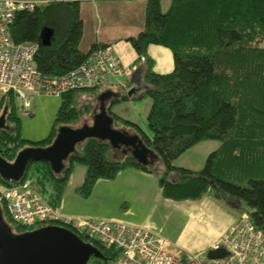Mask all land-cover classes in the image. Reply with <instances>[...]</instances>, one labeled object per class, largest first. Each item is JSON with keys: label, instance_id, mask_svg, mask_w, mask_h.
<instances>
[{"label": "trees", "instance_id": "16d2710c", "mask_svg": "<svg viewBox=\"0 0 264 264\" xmlns=\"http://www.w3.org/2000/svg\"><path fill=\"white\" fill-rule=\"evenodd\" d=\"M44 28L54 32L49 47L38 45ZM10 32L17 44L38 45L35 66L47 76L65 75L91 52L105 47L94 44L86 52L79 49L83 35L79 0L17 12ZM126 41L138 57H146L138 80L144 96L152 101L147 115L152 139L136 123L114 113L113 106L127 101V96L112 99L108 113L114 118V127L137 134L160 165L154 166L150 160L143 166L130 154L112 150L107 142L88 139L68 157L60 174L46 162L30 163L18 183L29 181L50 206L59 207L75 165L86 168L77 189L82 198L91 195L99 180H114L119 173L135 169L156 177L163 199L181 202L208 197L236 205L238 217L248 215L264 236V0H172L166 13L159 0H146L143 29ZM150 45L171 51L172 72L152 70L154 61L147 53ZM98 88L62 96L49 135L38 142L22 138L18 116L22 108L15 95L3 93L0 114L8 108V129L0 131L1 156L12 163L23 148L49 146L60 126L78 127L81 116L90 115L98 105L92 95ZM80 97L94 104L81 109ZM206 141H218L220 147L208 155L202 169L174 164L186 151ZM0 184L9 182L0 176ZM0 207L13 231L25 232ZM94 246L105 261L91 258L89 263L113 264L119 255L115 249Z\"/></svg>", "mask_w": 264, "mask_h": 264}, {"label": "built area", "instance_id": "2783aa9c", "mask_svg": "<svg viewBox=\"0 0 264 264\" xmlns=\"http://www.w3.org/2000/svg\"><path fill=\"white\" fill-rule=\"evenodd\" d=\"M72 0H0V90L17 97L20 107L30 114V96L62 97L72 91L101 86L108 76H129L136 70L135 61L123 62L112 47L91 52L82 63L65 75L47 76L35 66L38 45L17 44L10 26L17 12ZM144 62V57H136ZM135 59V60H136ZM0 205L4 206L13 224L27 231L45 226H59L72 231L86 243H97L119 252L113 264H264V236L248 215L239 216L212 250L224 249L223 258L170 252L171 242L149 230L124 222L63 215L61 206H50L30 186L22 183L0 184ZM1 208V207H0Z\"/></svg>", "mask_w": 264, "mask_h": 264}, {"label": "rangeland", "instance_id": "374dc122", "mask_svg": "<svg viewBox=\"0 0 264 264\" xmlns=\"http://www.w3.org/2000/svg\"><path fill=\"white\" fill-rule=\"evenodd\" d=\"M159 2L161 11L166 13L169 10L172 0H159ZM145 3L146 0H79V17L83 22V35L79 43V49L86 52L93 44H96L97 39H100L102 42V38L107 36V28L111 26V22L119 32H127L129 34L135 32L138 26L144 21ZM101 22H103V27L100 29ZM121 44L125 45L124 42ZM114 46L118 48L117 44H114ZM153 46L164 49L170 54L173 66L170 71L162 74L172 72L174 69V60L171 51L162 46ZM160 59L162 58H157L159 63L162 61ZM159 63L154 67V62L152 69L154 72L160 69ZM163 70L167 69L164 68ZM125 79L124 76L116 78L108 76L103 85L105 86L109 83L108 86L110 89H116V82ZM104 86L93 91L92 95L96 97L102 95ZM138 93L139 95L134 96L133 99L118 102L112 109L121 118L136 123L144 134L149 139H152V133L147 124V115L152 101L147 96H144V91ZM2 95L3 92L0 90V99ZM127 95L122 91L119 92L118 96ZM30 101V114L25 113L22 109L18 113L22 123L21 135L25 140L38 142L44 140L49 135L54 118L63 99L55 96L32 95L30 96ZM92 103L87 98L80 97L81 109ZM2 114L3 112L0 114V117ZM90 116L91 114L82 115L76 125L81 126L85 122H90ZM117 126L123 127V124L118 123ZM219 147L220 143L218 141L202 142L182 154L174 164L178 167L200 170L204 167L208 155L216 151ZM150 160L154 166L160 165V160L157 156H152ZM85 174V166L75 165L61 202V213L63 215L113 220L132 225L145 216L150 215L152 223L161 230L158 233L159 235L172 240L174 245L175 243H182L184 245L181 248L182 251L199 255H206L209 250L192 252L189 249L210 241L218 234L220 227L225 223L223 216L210 214L206 218H202L197 224L190 223L185 227L182 212L174 214L169 211L170 208H165L161 204L164 201L163 198H158L160 202L158 204L156 197L160 194V190L156 177L152 174L134 169H128L119 173L114 180H99L95 184L91 195L87 198H82L77 194L78 188L75 186L82 183L81 180H84ZM135 186L140 188L144 187L148 190L151 196L148 205L143 207L141 204H138L131 190ZM217 205L225 209V211L230 212L228 210L230 206L227 203L220 202ZM171 253L176 256L179 255L175 250H171Z\"/></svg>", "mask_w": 264, "mask_h": 264}, {"label": "water", "instance_id": "95a60500", "mask_svg": "<svg viewBox=\"0 0 264 264\" xmlns=\"http://www.w3.org/2000/svg\"><path fill=\"white\" fill-rule=\"evenodd\" d=\"M53 40V30L44 28L38 45L49 47ZM118 95L119 92H103L97 97L98 105L91 112L90 122L78 127L60 126L53 142L45 148H23L12 163L0 153L1 178L18 183L24 178L28 165L35 162H46L54 173L60 174L64 162L75 153L76 147L88 139L107 142L112 150L130 154L139 164L148 166L151 157L155 156L153 152L144 146L137 134L115 128L114 118L108 113V104ZM7 114L8 108H5L0 117V131L8 129ZM206 256L211 260L223 258L225 251L211 249ZM91 258L105 261L98 248L64 227L45 226L16 234L0 208V264H88Z\"/></svg>", "mask_w": 264, "mask_h": 264}, {"label": "crops", "instance_id": "0c3cea01", "mask_svg": "<svg viewBox=\"0 0 264 264\" xmlns=\"http://www.w3.org/2000/svg\"><path fill=\"white\" fill-rule=\"evenodd\" d=\"M143 22L138 26L137 30H135V32H133L132 34H129L127 32L117 31L115 26L111 22V26L107 28V36H104L102 38L103 41L101 42L100 39H97L96 45L112 47L113 49H115L116 56L120 58L123 62L135 61L136 63V70L133 73H131L129 76H124L126 78L125 80L116 82L117 83L116 89H110L108 86L109 84L108 83L105 86L104 85L100 86V87H103V86L105 87L102 92L112 90L115 93L124 91L125 94H128V91H129L130 95H127V97H128V100H130V99H133L134 96H138L139 95L138 92L144 89L141 84V79L138 80L140 77L141 71H142L143 62H140L136 59L137 55L134 53L133 49L131 48L129 43L126 41L129 37L137 36L142 31ZM102 27H103V22L100 23V29ZM122 42H124L125 45H122L121 44ZM114 44H117L118 48H116ZM147 53H148V57L151 58L155 62L154 67H156L157 64L159 63L157 58H162L160 59L162 61L159 60L160 69L159 70L157 69L155 73L162 74V73H165L166 71H170L173 64L171 62L170 54L168 53V51L151 45L149 46ZM144 58L146 59V57ZM164 68L167 70H163ZM194 171H198V170H194ZM81 174H82V171H81ZM81 181L83 182V180ZM81 184H77L75 187L79 188ZM131 190L134 194L135 199L138 201L139 205L141 204L144 207L148 205V203H150L151 196L148 190H146V188L144 187L140 188V187L135 186V187H132ZM159 195L160 194H158L156 197L157 201H158V198H161V195L160 197ZM163 200L164 201H162L161 204L165 208H170L169 211L173 212L174 214H178L179 212H182L183 219L185 222V227H187L190 223L197 224L202 218H206V216H209L210 214H217L218 216L224 217L225 223L223 226L220 227V231L218 232V234H216L210 241H207L203 243L202 245H199L195 248H190V249L188 248L189 251H192V252H204L207 249L211 250L215 245L219 244L223 235L232 227V225L235 223L236 219L238 218V214L236 212V209H237L236 205L231 204V202L230 204L232 205V207L230 206V208H228V210L231 212L230 213L228 211H225V209H222L221 207H219V205H217V203H220L219 201H215L208 197H205L200 201L175 202V201L166 200V199H163ZM65 201H66V198H65ZM159 203L160 202L158 201V204ZM61 211H62V206H61ZM134 225L145 226L149 230L151 229V231H154L157 233L161 231L156 225L152 223L150 215L145 216L140 221L134 223ZM169 241L172 242V240H169ZM171 244L172 246L170 247V252L171 250H175L177 254H180L182 252L184 253V251L181 250V248L184 247L182 243H175V245H177L178 247L175 246L173 242Z\"/></svg>", "mask_w": 264, "mask_h": 264}, {"label": "flooded vegetation", "instance_id": "af4514ba", "mask_svg": "<svg viewBox=\"0 0 264 264\" xmlns=\"http://www.w3.org/2000/svg\"><path fill=\"white\" fill-rule=\"evenodd\" d=\"M118 152H122V151L119 150Z\"/></svg>", "mask_w": 264, "mask_h": 264}]
</instances>
